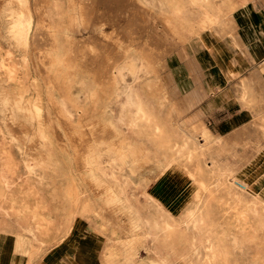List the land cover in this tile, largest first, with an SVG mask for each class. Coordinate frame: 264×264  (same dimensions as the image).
<instances>
[{
    "label": "rangeland",
    "instance_id": "374dc122",
    "mask_svg": "<svg viewBox=\"0 0 264 264\" xmlns=\"http://www.w3.org/2000/svg\"><path fill=\"white\" fill-rule=\"evenodd\" d=\"M80 1L87 6L88 0ZM237 1L240 0H121L120 5L124 8L119 14L125 17L126 24L104 23L108 18L100 9L93 12L91 22L85 28L82 27L84 24H79L81 12L75 0H26L24 5L19 0H0V174L8 176L13 186L6 191L0 179V202L7 207L13 201L18 206L28 207L25 216H30L29 212L35 209L47 213L50 207L85 208L88 202L83 190L87 185L89 187L88 168L82 167L81 157L84 156L86 161L90 156L88 167L96 172L99 160L93 155L99 154L102 170L116 173V178H112L106 172L104 184L124 193L131 204L140 206L144 199L140 194L150 186L148 181L159 178L155 195L179 211L181 203L186 202L190 194L183 192L171 205L179 191L166 187L162 171L168 173L171 169L160 168V163L172 158L176 154L172 149L181 147L186 141L193 149L203 146L198 139H193L195 137L184 135L172 118L173 108L165 84L161 83L160 72L152 65L162 60V52L153 50L150 32L153 29L159 38L161 35L170 39L174 35L180 38L194 36L225 18ZM257 1L264 7V0ZM81 16L80 19H84V15ZM29 19L27 36L21 31L22 36L17 27V35L13 34L15 24L22 26ZM140 54L152 63L153 71L137 85L149 112L147 120H139L133 126L137 116L127 106L126 150L128 147L142 150L140 163L133 165L137 171L134 174L130 172L132 165L128 157L124 160L126 168L114 167L119 164L114 161L118 155V137L108 136L104 125L96 130L95 126L106 121L108 127H117L118 113L125 107L118 102L116 91L124 88L125 83H114L115 65L124 64ZM25 56L28 57V74ZM126 79L129 81L130 77ZM7 99L11 108H8ZM37 105L41 107L40 117L30 112ZM113 150L117 153L115 156ZM109 156L113 157L107 163ZM201 158L202 154H199L196 161ZM32 168L43 187L41 192L26 184ZM243 171V177L256 181V187L264 192V169ZM123 173L126 178L122 177L120 182L118 176ZM35 183L36 178H33L30 184ZM205 187L204 196L210 194L212 185ZM228 192L222 188V198L211 194L216 197L212 199L211 211L219 218L222 226L218 228L225 236L236 232L235 208L221 202L222 199H237L234 195L231 199ZM239 192L242 191L239 189ZM100 195L95 194L97 207ZM245 198L250 197L246 195ZM111 205L117 206L116 202ZM127 218L131 231L128 236H137L139 228L131 227L137 224L129 216ZM9 220L6 225L13 226ZM247 222L252 225L251 229L248 226L249 249L264 260V224L253 213L249 214ZM223 244L233 253L229 241L223 240ZM231 259L222 264H249L252 260L240 254Z\"/></svg>",
    "mask_w": 264,
    "mask_h": 264
},
{
    "label": "crops",
    "instance_id": "0c3cea01",
    "mask_svg": "<svg viewBox=\"0 0 264 264\" xmlns=\"http://www.w3.org/2000/svg\"><path fill=\"white\" fill-rule=\"evenodd\" d=\"M75 2L81 12L80 16L84 15V19H80L78 15L79 24H84L82 27L87 28L93 12L97 13L100 9L108 18L104 23H127L125 17L119 14L124 8V5H120L121 0H88L86 7L83 1ZM150 34L153 50L162 52V60L156 61L155 66L157 72H160L161 83L165 84L173 108L172 118L177 121L178 129L184 135L195 137L193 139H198L203 146L200 149L203 153L202 158L195 161L191 168L201 167L205 170V175L188 178L179 174L173 175L171 184L182 186L175 199H172L171 205H174L189 187L197 188V184L212 185L210 194L206 193L205 196L216 199L217 195L221 197L224 182L231 184L230 182L235 179L241 183H252L253 181L243 179V170L264 169L263 5L257 0L237 1L231 6L225 18L210 24L194 36L180 38L174 35L170 36V39L167 35H161L159 38L153 29ZM139 92L133 97L132 102L140 103L147 115L149 112ZM124 99L120 97L118 102L125 103ZM128 109L136 115L135 106ZM119 114L117 127H108L103 119V122L99 123V126L107 127L108 136L118 137V154L126 150L127 107ZM97 127L98 125L95 126V130L99 129ZM207 133L210 135L209 143L205 139ZM117 153L113 150L112 155L115 156ZM113 156H109L107 163H110ZM84 159V156L81 157L83 168L88 166L85 164L87 159L86 161ZM216 163L219 164L220 170L218 168L216 170ZM108 167L111 166L108 164ZM114 167H120V164H114ZM126 167L124 165V168ZM224 172L227 173L225 174L227 181L222 177ZM124 173L119 174L118 181L122 182L121 178H126ZM86 179L89 181L87 175ZM158 182L159 178L148 181L150 186L145 193L155 195ZM88 184L89 187L87 185L85 190L82 188L86 194L87 207L71 206L68 209L50 207L49 212L44 213L48 220L52 221L46 229L52 238L48 246L30 236L25 221L18 223L14 217L10 218L9 221H12L10 224L13 226L5 225L4 229L9 233L23 235L26 241L23 246L24 252L11 255L8 263L126 264V257L122 255V251L128 246L121 243L131 232L127 213L120 207L114 208L110 201L104 204V193L90 181ZM39 186L41 192L43 187ZM231 188L230 198H233L234 194H238V190ZM96 193L102 196L97 203L99 207L95 206ZM211 194H215L216 197ZM135 207L138 215L148 221L147 226L136 230L137 235L150 234L144 242L135 243L138 264H152V260L157 263L154 252L160 251L170 255L172 264L200 263L183 229H173L170 234L167 233L166 239L160 240L156 227L159 217L157 208L149 205L145 199L141 201L140 206L135 203ZM171 212L178 217L177 213ZM221 230L218 228V231Z\"/></svg>",
    "mask_w": 264,
    "mask_h": 264
},
{
    "label": "bare ground",
    "instance_id": "6f19581e",
    "mask_svg": "<svg viewBox=\"0 0 264 264\" xmlns=\"http://www.w3.org/2000/svg\"><path fill=\"white\" fill-rule=\"evenodd\" d=\"M19 1L23 5L26 4V0H19ZM15 27L18 28V32L22 36L24 35L23 33H21V31L24 32L25 36H27L30 30V19L25 21L22 24V26H20L19 24H15V26L12 28V32L13 34L17 35V31L15 30ZM23 58L25 59L24 64L25 67L27 68L26 72L28 74L29 72L28 63H27L28 57L25 56ZM151 64L145 56H142L140 54L138 56L132 57L131 59H129V61L125 62L124 64L119 65L117 63L115 65L114 83L116 84L125 83L124 88L121 87L122 89L119 88L116 91V94L119 97V99L120 97L125 98L124 99L125 103H122V106L123 107H127L128 105L130 107L135 106L137 109L136 110L137 118L132 122L133 126L137 125L139 120L141 121L147 120L146 113L144 112L142 105L140 103L132 102V100L135 95H138L137 85L145 81L144 78L146 75L151 74V70L153 69V66H151ZM152 65H154L155 67V64ZM127 76L130 77L129 81H127L126 79ZM5 92L7 93V97H10L9 93L6 90ZM6 101L9 102V99H7ZM11 107L12 105L10 103L8 108ZM30 112L31 113L33 112L35 115L40 117L41 107L37 105L35 106V108L33 109L31 108ZM66 112L69 113V110L66 109ZM100 127L101 125L99 126V128ZM205 139L206 142H208V140L210 139V135L208 133L205 136ZM200 149H202V147H199L198 149H193L189 145L188 141H186L181 147L179 148L174 147V149H172L173 151L176 150V154L172 158H170L169 160L168 158H166L168 160L167 162L160 163V168L168 167L169 169H171V171L168 173L162 171L164 175L163 177L165 178L166 187L168 186L167 188H169L174 192H178L181 189L182 186L181 184L180 185L171 184V182L173 181V175L179 174L181 175V177H186V178L205 175V170H202L200 168H195V169L191 168V166L196 161V157L199 156V154L200 155L203 154L201 153ZM141 151L138 149H134L133 147H128L127 150H124L121 153H119L114 158V161L116 163L118 162L120 164V167H122L124 166L125 158L128 157L129 158L128 160L129 162H131L132 165L130 172L135 174L137 171L133 167V165L140 163V158H141L140 156L142 153ZM85 154L86 152L84 153V155ZM93 157L99 160L97 171L94 172V170L92 171L87 166L86 168L88 169H86L87 170L86 175L89 181L93 184H96L97 189L100 190V192L102 191L104 193V197H105L104 204L109 203V201L116 202V205L120 207L122 210H124L127 213V215L133 220V222L137 224V225L132 224L131 225L132 229H137L138 227L140 230L145 226H147L148 221L144 220L138 215V210L133 204H131L128 198L124 196V193H119L115 187H108L104 184V179L107 177V175L109 177L116 178V173L108 172L105 169L102 170L103 163H101L102 161H100L101 156L99 154L93 155ZM91 159L89 156V158L87 159V163L85 162V164L89 165L91 163L90 161ZM216 162L218 163V161ZM217 163L215 165H217ZM218 165L216 167V170L218 168ZM218 169L220 170V168ZM225 174L227 173L224 172L222 176L224 180L227 179L226 177L227 175ZM212 175L214 174L212 173ZM33 178H36V183L31 186L30 182ZM0 179L4 189L9 192L13 187L10 178L4 174H0ZM245 180H250V179H245ZM230 183L231 184H227L225 182L222 183L223 189L229 191L231 187H232L231 190L235 187L236 189L238 188V190L240 189V191L242 192L241 193L239 192L238 194H234V196H236L237 199L231 201L229 199L226 200L222 199L223 201L221 200L222 203L224 204L226 203L227 205L229 204L228 206H233L236 212V216H235L236 232L230 233L228 236H225L223 232L218 231V227L222 225L219 224V218L217 216H214L211 211V205L213 203L212 199L202 195V193L206 191V187H205L206 184H201L197 186V188L192 186L189 187L188 190H185L190 194V198L186 202L181 203L182 207L179 211H175L174 209H172V207L166 204L165 201H163V199H161L160 197L158 198L157 195L151 196L146 194L145 192H141L140 195L144 197L145 201L149 205L156 207L157 210L159 211L158 221L156 222V227L158 230V239L160 240L166 239L167 233L170 234L173 229L181 228L184 230V235L186 239L189 240L194 254L198 256L199 259L198 262H200L199 264H222V261L223 262L230 261L232 260L231 258L236 256L237 254H240L242 257H250L252 260L251 263L249 264H264V260L258 254L254 255L251 253L248 245L249 239H247L248 236L250 235V233L248 235V231L249 229H251L250 227L252 226L250 224H247L248 223L247 219H249L250 213H253L254 216L260 219L264 224V192H262V190L256 187V181H253L250 185L248 183L247 184L241 183L233 179V181H231ZM26 184L32 190L34 191L36 190L37 192H40V186H39L40 182L33 168L26 177ZM119 186L120 188H122L121 185ZM245 194L248 195L250 198L249 199L245 198L246 196ZM26 211H29L28 207L25 206L23 207L20 205L18 206L15 201H13V203H11L8 207L5 206L2 202H0V264H9L8 261L11 255L17 252L23 253L24 252L23 246L25 245V241H26V238L23 237V235L13 234L11 232L9 233L4 229L6 225V220L8 218L14 217L18 223L25 221L27 225L28 233L37 242H40L43 245L48 246L52 241V238L49 236V233L46 231L51 221H49L45 217L44 213L41 212L40 210L35 209L34 211L29 212L30 213L29 218L25 216L28 213V212L25 213ZM171 211L177 213L178 217L174 216ZM227 213H229V211H227ZM246 227L247 229L245 230ZM65 234H67V232ZM149 235H150L149 233L146 234L141 233L137 236L136 235L127 236L125 240L122 241L121 243L122 245L127 244L128 246L127 249L122 251V255L126 257V264H138L136 262L137 261L136 258L138 256L136 252L135 243H139L141 241L144 242ZM223 240L229 241L233 253L229 252L230 249L229 246H224ZM36 250L34 249V251ZM154 256H156L154 259H156L157 263H155L154 260H152L153 261L152 264H172L169 254L167 255L160 251L156 253L154 252ZM185 264H191V263L185 262Z\"/></svg>",
    "mask_w": 264,
    "mask_h": 264
}]
</instances>
